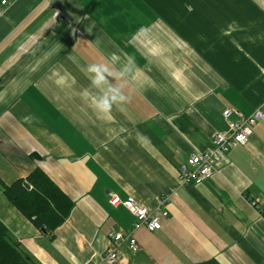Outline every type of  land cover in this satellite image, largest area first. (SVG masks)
I'll return each instance as SVG.
<instances>
[{
	"label": "crops",
	"instance_id": "1",
	"mask_svg": "<svg viewBox=\"0 0 264 264\" xmlns=\"http://www.w3.org/2000/svg\"><path fill=\"white\" fill-rule=\"evenodd\" d=\"M7 2L0 180L40 168L74 202L49 241L0 188V221L34 263L108 264V233L133 223L114 194L150 209L163 199L168 214L160 229L136 230L139 249L121 244L113 264H264V120L207 180L178 179L225 130V108L248 116L264 104V0ZM94 63L128 66L108 78L127 97L108 114L93 103Z\"/></svg>",
	"mask_w": 264,
	"mask_h": 264
},
{
	"label": "built area",
	"instance_id": "2",
	"mask_svg": "<svg viewBox=\"0 0 264 264\" xmlns=\"http://www.w3.org/2000/svg\"><path fill=\"white\" fill-rule=\"evenodd\" d=\"M7 0H0V15L7 6ZM236 113L230 108L222 111V116L226 123L225 130L217 131L212 135V148L204 152L192 153L186 162L182 163L178 170V179L180 182L200 183L207 180L216 170V162L221 154L228 152L237 145H246L252 132V127L259 120H264V104L255 108L248 116L237 114V119H233ZM163 199L160 200L161 206L148 208L139 204L131 196L119 199L118 196L111 194L110 203L112 205L122 204L132 215V230L124 234L122 231H110L107 235V247L104 252V261L113 264L119 253V246L123 243L131 252L139 249V243L134 232L140 228L147 231H154L161 228L162 218L167 216L168 212L163 208ZM255 205L256 201L250 203ZM80 264H86L82 262Z\"/></svg>",
	"mask_w": 264,
	"mask_h": 264
},
{
	"label": "trees",
	"instance_id": "3",
	"mask_svg": "<svg viewBox=\"0 0 264 264\" xmlns=\"http://www.w3.org/2000/svg\"><path fill=\"white\" fill-rule=\"evenodd\" d=\"M24 183L30 188H26ZM0 188L11 204L49 241L56 238L55 229L67 219L74 206L71 198L40 168H34L26 177L10 184L0 180ZM0 264H35L32 257L10 237L1 221Z\"/></svg>",
	"mask_w": 264,
	"mask_h": 264
},
{
	"label": "clouds",
	"instance_id": "4",
	"mask_svg": "<svg viewBox=\"0 0 264 264\" xmlns=\"http://www.w3.org/2000/svg\"><path fill=\"white\" fill-rule=\"evenodd\" d=\"M128 66L125 65L119 71L110 69L107 63H94L88 66V73L92 74L90 79L92 85L100 89V92L93 97V103L101 112L108 114L115 103L126 102L127 97L123 95L120 86H113L109 83V77L119 80L127 74ZM106 86V87H105ZM88 91L85 90L82 96L87 98Z\"/></svg>",
	"mask_w": 264,
	"mask_h": 264
},
{
	"label": "water",
	"instance_id": "5",
	"mask_svg": "<svg viewBox=\"0 0 264 264\" xmlns=\"http://www.w3.org/2000/svg\"><path fill=\"white\" fill-rule=\"evenodd\" d=\"M24 186L26 187V188H30V186H29V184H27V183H24Z\"/></svg>",
	"mask_w": 264,
	"mask_h": 264
}]
</instances>
